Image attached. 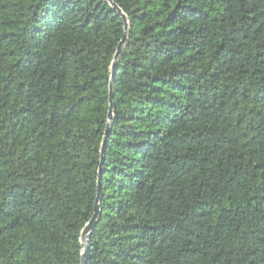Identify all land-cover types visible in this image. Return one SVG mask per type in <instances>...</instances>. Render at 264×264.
I'll use <instances>...</instances> for the list:
<instances>
[{
  "label": "trees",
  "instance_id": "1",
  "mask_svg": "<svg viewBox=\"0 0 264 264\" xmlns=\"http://www.w3.org/2000/svg\"><path fill=\"white\" fill-rule=\"evenodd\" d=\"M110 1L0 0V264H264V0Z\"/></svg>",
  "mask_w": 264,
  "mask_h": 264
},
{
  "label": "water",
  "instance_id": "2",
  "mask_svg": "<svg viewBox=\"0 0 264 264\" xmlns=\"http://www.w3.org/2000/svg\"><path fill=\"white\" fill-rule=\"evenodd\" d=\"M108 1H110V0H108ZM110 3L115 8V10L123 17V20L125 23V31L128 32L129 21H128L127 16L122 12V10L116 4L113 3V1H110ZM127 42H128V37H127V35H125L124 38L122 39V41L120 42V44L117 48V52L115 54V59H114V63H113V73H115V71H116V63H117V61L121 55L123 47L126 45ZM113 94H114V82L112 79V81L110 83V112H109V118H108V127H107L106 135L104 138V144H103V150H102V165L104 163V158H105L104 151H105V146L107 143V136H108V133H109V130L111 127V122L113 120V109H114ZM99 193H100V186H99L98 194ZM98 199H99V196H98ZM99 214H100V207L97 204V206L95 208V213H94L92 219L90 220V222L87 224V226L84 229L83 234H82V243L85 245V251L82 255V264L85 263L86 255H87L89 247H90V235H91L92 230L95 227V223L97 221Z\"/></svg>",
  "mask_w": 264,
  "mask_h": 264
}]
</instances>
